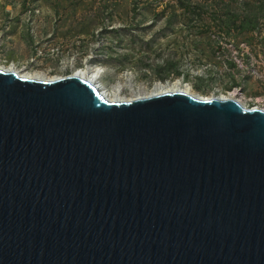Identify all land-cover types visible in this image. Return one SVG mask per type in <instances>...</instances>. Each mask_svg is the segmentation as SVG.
Returning a JSON list of instances; mask_svg holds the SVG:
<instances>
[{"label":"water","instance_id":"1","mask_svg":"<svg viewBox=\"0 0 264 264\" xmlns=\"http://www.w3.org/2000/svg\"><path fill=\"white\" fill-rule=\"evenodd\" d=\"M0 264H264V110L0 69Z\"/></svg>","mask_w":264,"mask_h":264},{"label":"rangeland","instance_id":"2","mask_svg":"<svg viewBox=\"0 0 264 264\" xmlns=\"http://www.w3.org/2000/svg\"><path fill=\"white\" fill-rule=\"evenodd\" d=\"M0 64L47 77L98 68L109 88L236 90L249 108L264 95V0H0Z\"/></svg>","mask_w":264,"mask_h":264},{"label":"bare ground","instance_id":"3","mask_svg":"<svg viewBox=\"0 0 264 264\" xmlns=\"http://www.w3.org/2000/svg\"><path fill=\"white\" fill-rule=\"evenodd\" d=\"M0 69L2 70H11V71H16L18 74L24 77L32 78V79H43V80H52L55 78L59 77H47L46 74L36 72H28L26 69L18 70L14 65L10 66H3L0 64ZM72 75H75L79 78H82L84 80H87L94 84L100 95L109 101H128L132 100L138 97H144V96H149L165 91H181L193 96H198L203 99H209V98H222V99H235L234 95L236 94V90L233 92H230L226 95L221 94L220 96H214V97H202L198 95L197 93L193 92L192 88L190 86H182V83L179 80L173 81V82H166V83H160L156 82L153 84L150 88L146 87L145 85H140L138 87L134 86L131 83L130 78H125V82L121 81H116V83L109 88V86L105 85L101 79H100V71L98 68L94 69H89V68H78V69H73ZM101 81V82H100ZM129 82L128 84H126ZM124 88H126V93L124 94Z\"/></svg>","mask_w":264,"mask_h":264},{"label":"built area","instance_id":"4","mask_svg":"<svg viewBox=\"0 0 264 264\" xmlns=\"http://www.w3.org/2000/svg\"><path fill=\"white\" fill-rule=\"evenodd\" d=\"M237 100V99H235ZM240 104H242L240 101L241 100H237ZM254 102L257 104V105H253L252 107H249V108H259V109H262L264 110V95L262 96H258L254 99Z\"/></svg>","mask_w":264,"mask_h":264}]
</instances>
